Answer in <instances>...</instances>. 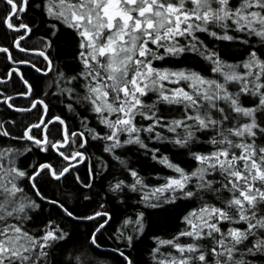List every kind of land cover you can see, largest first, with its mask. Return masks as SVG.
Instances as JSON below:
<instances>
[{
    "label": "snow or ice",
    "instance_id": "snow-or-ice-1",
    "mask_svg": "<svg viewBox=\"0 0 264 264\" xmlns=\"http://www.w3.org/2000/svg\"><path fill=\"white\" fill-rule=\"evenodd\" d=\"M4 3L8 7L0 23L15 33L12 47L24 58L16 59L9 47L0 46V53L16 65L0 84L15 74L24 88L16 96L31 99L28 106L17 107L15 96L0 91V103L34 119L23 124L19 135L5 126L15 121L0 120V138H7L0 140V264H49L50 254L58 249L61 257L70 258L56 264H94L88 253L100 248L98 234L111 221L110 213L77 216L59 200L48 199L40 186L42 177L60 181L74 174L89 160L90 140L103 142L104 152L120 161L132 178L126 183L114 177L110 192H138L146 208L177 201L196 205L171 239L154 238V264H256L264 257V0H40L37 6L48 18L43 21L47 27L32 46L22 44L38 31L34 21L25 22L32 0ZM201 35L210 37L213 46ZM62 38L72 56V63L64 65L68 73L54 65L50 52ZM217 41L243 48V58L225 52L229 59H224ZM32 56L42 58L44 67H37ZM189 59L194 66H165ZM23 65L54 74L52 95L66 98L68 111L83 113L77 128L53 114L50 102L34 98ZM209 71L215 75H207ZM9 140L24 142L23 150ZM151 142L184 150L190 162L181 167L160 147H150ZM126 146H138L173 174L150 186L115 155ZM33 148L54 153L56 165L47 160L18 164ZM95 172L89 164L87 182L78 174L75 179L91 189ZM25 183L64 216L96 221L87 244L69 254V246L80 242L74 231L54 219L32 232L26 225L41 205L26 194ZM144 219V211L138 212L117 229L123 248L117 245L111 251L124 264H135L127 250L143 234Z\"/></svg>",
    "mask_w": 264,
    "mask_h": 264
},
{
    "label": "trees",
    "instance_id": "trees-1",
    "mask_svg": "<svg viewBox=\"0 0 264 264\" xmlns=\"http://www.w3.org/2000/svg\"><path fill=\"white\" fill-rule=\"evenodd\" d=\"M40 5V0H32V7L30 12L25 18V22L34 21V29H38L31 36L29 40L22 42L24 46L35 45L42 37H44L45 29L47 25L43 21L47 20V17L42 16V8L38 7ZM7 5L4 0H0V16L3 15L4 11L7 9ZM15 33L7 29L5 25L0 23V46L9 47L13 51V55L16 59L24 58V54L20 53L12 47V40ZM201 39L208 43L209 46H213L210 43L211 38L201 35ZM231 42H219L215 44L216 50L222 53L227 52L229 56L234 54L236 57L243 58V48L236 45L229 47ZM69 45L62 38L58 46H54L50 49L51 55L54 58V65L65 73H68V68L64 67L66 63H72V56L69 52ZM34 62H37V67H44V61L38 56L31 57ZM224 59L228 60V56H223ZM229 62H234L229 60ZM11 61L6 58V55L0 53V79H6L7 73L11 71L13 67ZM168 67H191L194 66V61L189 59L187 64H177V65H165ZM21 71H23L25 78L33 85V94L35 99L44 98L46 102H50V108L53 114L62 115L63 118L71 125L73 128L79 126L80 119L83 117V113L78 109L77 112H70L65 107L66 98L52 95L56 91L55 85L53 83V73H48L44 75L42 72H37L30 66L23 65L20 66ZM199 71L200 69L197 68ZM207 75L214 76L210 71L206 73ZM52 84V87L49 85ZM0 91H4L7 95L15 96V103L17 107L28 106V99L16 96L17 92L24 91L22 83L19 78L13 74L12 79L6 80L5 83L0 84ZM48 94L47 96L45 94ZM89 120L91 121L90 126H95V122L92 120L91 114H88ZM33 114L29 113H19L9 109L5 104L0 103V120L2 121H15L14 125H9L6 123V127H10L13 135H19L23 130V124L33 120ZM167 135V133H165ZM7 138H0V140H6ZM21 144H17L15 141H8V144L20 148L23 150ZM7 146V145H4ZM150 147H160V150L165 155L169 156L174 163H178L181 167L185 166V162H190V157H188L184 150L178 147L161 142H151ZM86 155L89 157L88 161H85L83 165H79L76 172L60 181H55L51 177L41 178V191L48 197V199H57L69 208V210L74 211V214L80 217L91 215L94 211L107 210L112 216L111 221L106 226L102 233H99L100 248L96 249L94 252L90 251L88 253V258L91 259L94 264H124L123 259L118 255H115L111 250L119 245L123 248L124 242L122 240H117L116 237L119 236L117 229L121 228L123 221L129 217L132 219L136 218L138 212L144 211L145 213V229L139 239L136 241L133 248L128 249L132 259L135 264H154L152 259V249L156 247L155 237L161 239H171L174 234L181 230L184 225L181 222L182 217L192 208L195 204H190L184 201H177L175 205H164L162 208H146L141 202L140 193L132 192L125 189L123 193H112L109 191V185L114 182V177L123 179L126 183H131L132 178L128 175V172L124 167L121 166L120 161L113 158L112 154L104 152L103 142L90 140L87 146ZM115 155L120 156L121 160L127 162L129 168H134L140 172L141 176L145 178V182L150 186L163 183L162 179L159 177H164L172 175L170 169L164 168L162 165L156 163L151 159L150 154H145L143 149L138 146H126L122 149H117ZM56 157L54 153H42L38 152L35 148L31 153H25L18 160L20 165H30L34 162H51L56 165ZM99 161H103L107 164V168L101 169ZM89 164L96 169L95 179L92 181L93 187L91 189H85L82 185L76 181L75 176L78 174L82 180L87 182V172ZM25 188L26 194L35 199L37 203L41 205L39 209L31 213L32 220L27 223V227L31 229L32 232L37 233L43 228L46 221L49 219H54L61 223L63 227L69 232L75 233L74 239L78 238L80 243L73 244L69 246L68 253L71 254L74 250L80 247V244H87L85 239L91 231L94 230L97 222L88 220L74 221L66 216L63 212L46 201H41L36 197L31 190L30 185L27 183L22 185ZM88 197V199H85ZM103 205V209H101ZM131 227V226H129ZM126 234H128L126 232ZM183 239V238H182ZM104 248V250H103ZM162 252H166L169 249L162 248ZM99 252H105L106 255H98ZM68 259L69 255L61 257V252L58 249L53 256H49V264H56L57 260ZM256 264H264V257L259 258Z\"/></svg>",
    "mask_w": 264,
    "mask_h": 264
},
{
    "label": "bare ground",
    "instance_id": "bare-ground-1",
    "mask_svg": "<svg viewBox=\"0 0 264 264\" xmlns=\"http://www.w3.org/2000/svg\"><path fill=\"white\" fill-rule=\"evenodd\" d=\"M103 250H104V248H103Z\"/></svg>",
    "mask_w": 264,
    "mask_h": 264
}]
</instances>
